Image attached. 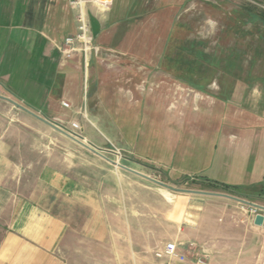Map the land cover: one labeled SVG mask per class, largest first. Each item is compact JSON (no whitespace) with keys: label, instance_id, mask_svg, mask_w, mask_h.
Returning a JSON list of instances; mask_svg holds the SVG:
<instances>
[{"label":"crops","instance_id":"1","mask_svg":"<svg viewBox=\"0 0 264 264\" xmlns=\"http://www.w3.org/2000/svg\"><path fill=\"white\" fill-rule=\"evenodd\" d=\"M68 1L46 8L38 1L0 0L10 7L0 10V264H163L155 253L169 242L187 257L185 264L194 250L205 253L208 264H264V223L254 225L249 206L177 193L148 179L159 176L179 189L186 182H219L236 188L233 197L264 207V194L248 195L209 176L221 165L214 148L203 155L211 145L222 146L215 137L196 139L202 151L191 163L197 173H163L174 155L170 140L158 149L150 138L135 137L139 98L121 90L124 81L109 79L99 56L115 53L133 64L137 52L131 42L115 40V24L105 17L103 26L89 6L100 54L65 61L59 47L75 32ZM33 114L65 124L100 155Z\"/></svg>","mask_w":264,"mask_h":264},{"label":"rangeland","instance_id":"2","mask_svg":"<svg viewBox=\"0 0 264 264\" xmlns=\"http://www.w3.org/2000/svg\"><path fill=\"white\" fill-rule=\"evenodd\" d=\"M0 8L10 7L1 2ZM258 13H264V0H114L108 11L94 14L103 26L105 17L114 23L115 40L131 42L137 52L133 64L115 53L99 55L101 66L109 79L126 83L121 90L129 88V98H139L135 137L150 138L158 149L170 140L173 159L163 166L170 177L197 173L191 163L202 151L196 139L215 137L222 146L211 145L203 155L214 148L221 165L209 176L248 195L264 194V23ZM183 153L191 155L189 162L182 161ZM180 185L197 191L202 186Z\"/></svg>","mask_w":264,"mask_h":264},{"label":"built area","instance_id":"3","mask_svg":"<svg viewBox=\"0 0 264 264\" xmlns=\"http://www.w3.org/2000/svg\"><path fill=\"white\" fill-rule=\"evenodd\" d=\"M114 3V0H69L68 5L74 12L75 32L67 36L59 47V51L65 61L72 59L77 54L83 55L85 59L97 57L100 54V49L95 45L94 38L91 34V27L88 21L87 7H94L100 12L108 11ZM64 108H69L67 102H62ZM57 127L66 130L65 124L55 123ZM78 136L77 134H75ZM250 208V214L255 217L261 212L256 208ZM158 260H166L163 264H171L176 261L180 264H185L187 257L177 252V245L174 242L165 244L164 248L155 253ZM191 264H208V256L198 250H194L191 255Z\"/></svg>","mask_w":264,"mask_h":264},{"label":"water","instance_id":"4","mask_svg":"<svg viewBox=\"0 0 264 264\" xmlns=\"http://www.w3.org/2000/svg\"><path fill=\"white\" fill-rule=\"evenodd\" d=\"M2 98V97H0ZM15 104V103H14ZM17 105V104H15ZM18 106V105H17ZM20 107V106H19ZM34 115V114H33ZM36 116V115H34ZM37 118H39L41 121H43L44 123H46L47 125H49L50 127H52L53 129H55L56 131L60 132L61 134H63L64 136L72 139L73 141L77 142L78 144L84 146L85 148H87L88 150L100 155V153L95 149L93 148L91 145L89 144H85L81 137L80 136H76L75 134L73 133H70L66 130H63L59 127H57L56 125H54L53 123L47 121L46 119H43L39 116H36ZM149 180H151L152 182L168 189V190H171V191H174V192H177V193H183V194H189V195H201V196H217V197H222V198H226V199H230V200H233L235 202H238L239 204H243V205H246V206H249L251 208H256L258 210H260L261 212H264V207L263 206H260V205H257V204H253V203H250V202H247V201H244V200H241V199H238V198H235L233 196H230V195H226V194H219V193H210V192H204V191H197V190H190V189H179V188H174V187H171V186H168L166 184H163L162 182L160 181H157V180H154V179H151V178H148ZM264 223V216L259 214V215H256L255 218H254V225L255 226H258V227H261Z\"/></svg>","mask_w":264,"mask_h":264},{"label":"trees","instance_id":"5","mask_svg":"<svg viewBox=\"0 0 264 264\" xmlns=\"http://www.w3.org/2000/svg\"><path fill=\"white\" fill-rule=\"evenodd\" d=\"M257 17L260 18V20L262 21V23H264V21H263V19H264V13H262V14L258 13ZM195 179L197 180V178H194L193 180H195ZM193 183L194 182H191V184H193ZM203 188L204 189L206 188V189H208L210 191L220 190L221 192L226 193L228 195H232V196L238 197L237 196V193L235 192V189L236 188L233 189V187H231L229 185H226V184H223V183L213 182V181L211 182V181H208V180L205 179L204 180V186H203ZM203 188H201V189H203Z\"/></svg>","mask_w":264,"mask_h":264}]
</instances>
